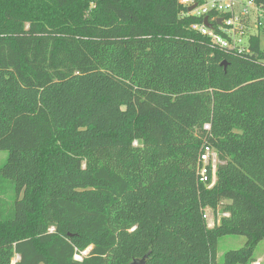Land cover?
Wrapping results in <instances>:
<instances>
[{"label": "trees", "instance_id": "1", "mask_svg": "<svg viewBox=\"0 0 264 264\" xmlns=\"http://www.w3.org/2000/svg\"><path fill=\"white\" fill-rule=\"evenodd\" d=\"M185 10L0 0V182L21 192L0 209V264L256 262L264 23L263 44L251 35L238 53L192 30L202 18ZM205 145L218 156L210 188L197 174ZM206 207L228 216L209 227ZM224 235L246 241L218 263Z\"/></svg>", "mask_w": 264, "mask_h": 264}, {"label": "built area", "instance_id": "2", "mask_svg": "<svg viewBox=\"0 0 264 264\" xmlns=\"http://www.w3.org/2000/svg\"><path fill=\"white\" fill-rule=\"evenodd\" d=\"M179 3L186 8L182 16L202 18L201 22L191 24V29L206 36L223 50L248 52L249 37L260 33V27L264 23V7L256 4L254 0H179ZM193 4L194 8L188 10ZM205 16L210 26L203 23ZM204 128L209 129V124H205ZM217 163L215 149L208 145L203 146L199 155L197 174L198 180L207 188L212 187L216 181ZM205 210L203 218L207 219ZM218 213L219 218L228 216L227 212ZM219 218L213 221V225L219 222Z\"/></svg>", "mask_w": 264, "mask_h": 264}, {"label": "rangeland", "instance_id": "3", "mask_svg": "<svg viewBox=\"0 0 264 264\" xmlns=\"http://www.w3.org/2000/svg\"><path fill=\"white\" fill-rule=\"evenodd\" d=\"M260 37H261V44H263V35L262 32L260 33ZM7 157V151L6 150H0V166L5 162ZM7 187V184L5 182H0V209L3 211H6V209H8L9 207H11V204L14 202V200H16L18 197L21 196V192L20 191H14L12 186L10 185L11 188H5ZM3 189V192H2ZM6 189V190H4ZM205 212L207 213V225L209 227L213 226V221L215 222L216 220H218L219 216H218V212L219 208L217 210V212H212L210 210V208L206 207L205 208ZM246 241V236L244 235H224L221 236L218 239V243H217V250H216V260L218 263L222 262L223 259V255L226 251L230 250V249H238L240 247H242L244 245ZM85 252H82V254H78L75 256V258L79 259L82 258V256H84ZM254 256L256 258V262H254L253 264H264V239H261L255 246L254 248ZM17 256H15L13 258V263L15 260H17Z\"/></svg>", "mask_w": 264, "mask_h": 264}, {"label": "water", "instance_id": "4", "mask_svg": "<svg viewBox=\"0 0 264 264\" xmlns=\"http://www.w3.org/2000/svg\"><path fill=\"white\" fill-rule=\"evenodd\" d=\"M194 6H195V4H193L192 6H190V7L188 8V10L193 9ZM218 22H220V19H218ZM203 23H204L206 26H210V24H209L208 21H207V16H205V17L203 18ZM222 64L224 65V68H225V63L222 62ZM90 249H91V247H88V248L86 249V251H85V254H86L88 251H90ZM147 258H148V254H145V255L142 256L141 258H134L133 260H131V261H130L129 263H127V264H146V260H147Z\"/></svg>", "mask_w": 264, "mask_h": 264}]
</instances>
